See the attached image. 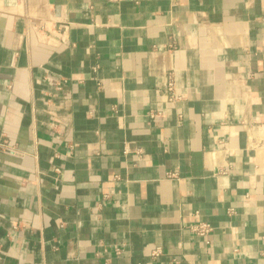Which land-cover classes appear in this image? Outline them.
I'll return each instance as SVG.
<instances>
[{"label": "crops", "instance_id": "obj_1", "mask_svg": "<svg viewBox=\"0 0 264 264\" xmlns=\"http://www.w3.org/2000/svg\"><path fill=\"white\" fill-rule=\"evenodd\" d=\"M0 264H264V0H0Z\"/></svg>", "mask_w": 264, "mask_h": 264}, {"label": "built area", "instance_id": "obj_2", "mask_svg": "<svg viewBox=\"0 0 264 264\" xmlns=\"http://www.w3.org/2000/svg\"><path fill=\"white\" fill-rule=\"evenodd\" d=\"M166 93L169 94L168 100L170 103L174 102L175 100H178V98L175 95V82H174V80L169 81ZM152 117L158 118V114L154 113V114H152ZM7 151L9 153L13 152V150H11V149H7ZM170 177H176V175L170 174ZM198 215L199 214L196 213V216H198ZM193 231L200 236H206L207 234H209L213 231V228L207 223L200 222L199 224L194 226ZM118 253H120V250H118ZM160 254H161V250L157 249L152 253V256L158 257Z\"/></svg>", "mask_w": 264, "mask_h": 264}]
</instances>
